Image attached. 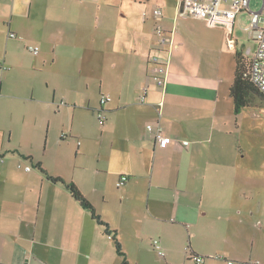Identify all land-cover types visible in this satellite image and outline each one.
<instances>
[{
	"label": "crops",
	"instance_id": "1",
	"mask_svg": "<svg viewBox=\"0 0 264 264\" xmlns=\"http://www.w3.org/2000/svg\"><path fill=\"white\" fill-rule=\"evenodd\" d=\"M35 1L0 0V264H264L255 253L264 234L248 233L264 225V201L253 198L263 192L253 182L263 169L241 150L252 112L235 113L229 95L235 54L254 51L238 45L236 21L225 61L205 21L176 16L179 0H44L62 7L44 9L31 28ZM156 25L173 40L164 89L151 79V57L166 48ZM25 48L51 66L58 57L73 62V99H60L50 82L38 96L4 89L19 79ZM101 96L111 100L101 106ZM68 108L73 167L57 149L70 145L58 118ZM157 123L165 148L146 129ZM52 178L73 183L92 209ZM204 236L220 240L204 246ZM212 248L217 260L205 257Z\"/></svg>",
	"mask_w": 264,
	"mask_h": 264
},
{
	"label": "rangeland",
	"instance_id": "2",
	"mask_svg": "<svg viewBox=\"0 0 264 264\" xmlns=\"http://www.w3.org/2000/svg\"><path fill=\"white\" fill-rule=\"evenodd\" d=\"M49 1V0H48ZM24 5L26 7L29 6V3L25 1ZM263 6V0H250L249 1V10L252 12L260 11ZM62 7L61 3L49 2L46 4L44 0H37L35 1L34 10L31 12V18L29 19V24L31 28H36L41 22L42 19L38 16H43V10L52 8L55 11ZM237 20L235 25V33L234 36L237 39L238 45L244 46L246 49L251 48L253 46L252 42L247 39L245 29L248 28L250 25V14L248 11H242L236 16ZM45 25H49V22H45ZM208 34H210L213 38H215L217 45L222 50L223 56L225 57V61L233 56L234 52H225L226 46L224 43V39L226 38V30L221 28H214V29H206ZM226 42V40H225ZM27 54L22 56L20 59L21 62L17 67V72L19 73V79H12L11 81H6L4 84V89L7 87L10 89V93L12 94H23L31 93L34 90V95H39L41 92H45L44 87L46 86V82H50L52 85L55 84L56 88L58 89V95L63 99L64 96L65 100L73 99V94L69 91L70 87L73 85V62L65 59L64 57H58L57 62L51 66V60L45 63L37 61L39 57H34L31 55L26 48L24 49ZM46 52H51V48L49 46H45L43 48ZM58 51V50H57ZM51 89V88H50ZM49 89V90H50ZM59 99V100H60ZM15 99L13 102H16ZM58 100V101H59ZM260 100L257 98L256 103H259ZM264 104V102H262ZM264 106L257 108V107H249L248 110L252 112V129L253 131H249L247 135H245V140L241 144V150L244 152H249L252 155L251 163L252 167L254 168H262V172L260 175L254 174L253 182L254 184H258L262 187L263 192L259 195L253 194L254 200L261 199L264 201V115H263V108ZM72 108L62 109L60 115H58L59 120L63 125H65L66 131V142L70 145L66 144H57L58 152L62 156H68L73 167L74 162V148L72 136L68 133L69 127V120ZM98 123V122H97ZM61 127V125H60ZM58 127V128H60ZM62 133V132H60ZM62 136V135H61ZM64 136V135H63ZM58 139V136L56 134ZM244 139V137H243ZM264 216V211H263ZM255 237H259L261 234H264V225L261 229H254L253 232H248ZM206 236L202 238V244L207 246V244L213 243L214 241L219 242L220 238H209L205 239ZM208 237V236H207ZM257 240V239H256ZM215 246V244H212ZM210 252L209 255L205 256L206 258H212L213 260H217L219 257L218 251L215 249H208ZM256 256L264 259V251H257L255 252ZM154 256H156L154 254ZM150 264H155L153 261H150ZM190 264V263H189Z\"/></svg>",
	"mask_w": 264,
	"mask_h": 264
},
{
	"label": "built area",
	"instance_id": "3",
	"mask_svg": "<svg viewBox=\"0 0 264 264\" xmlns=\"http://www.w3.org/2000/svg\"><path fill=\"white\" fill-rule=\"evenodd\" d=\"M249 1L250 0H179L176 16L203 20L206 22L207 28L209 29H225L228 44L234 47L235 38L232 32L236 16L242 11H248L250 14V25L245 29V32L247 39L254 44L248 76L251 82L258 88L259 92L264 95V0L261 10L257 12L249 10ZM161 14L160 8L154 10L155 17L161 16ZM154 34L157 36L159 46H165L166 48L163 51L165 54L163 58H160L158 55L151 57L150 62L153 66L151 79L159 89H164L169 74L170 52L173 47V40L171 37H167L164 29L160 25L155 26ZM9 37L13 38L14 34L10 33ZM27 49L34 55L38 54V48L35 46H28ZM1 69L4 70L5 67L2 66ZM109 101L110 97L103 96L101 98V104ZM143 101L144 98L142 96L141 102ZM161 106L162 101L158 103V116H160ZM97 119L99 124H103L104 115L102 111L97 112ZM146 129L154 135L155 141L160 148H165L167 146L169 140L163 135L161 126L158 123L156 125L148 124ZM2 161L3 159L0 157V162ZM20 165L21 164H18V167H20ZM30 169L29 166L25 167L26 171H30ZM125 181L126 177L122 176L118 185L124 184ZM107 238L111 240V234H108ZM152 246L158 256L164 255L157 240L152 241ZM193 260L197 263H202L204 259L201 257H193ZM227 264H234V262L227 261Z\"/></svg>",
	"mask_w": 264,
	"mask_h": 264
},
{
	"label": "trees",
	"instance_id": "4",
	"mask_svg": "<svg viewBox=\"0 0 264 264\" xmlns=\"http://www.w3.org/2000/svg\"><path fill=\"white\" fill-rule=\"evenodd\" d=\"M250 62H251V58L242 57V55L240 53L235 54V57H234V64H235L234 79H233V82L229 88V95L233 101L235 113H238L241 109H244V108H249V107H253V106L256 107L257 98H259V100H260L259 103L264 102V95L259 92L258 88L255 86L254 83L251 82V80L248 76ZM102 97L103 96H101V98ZM101 98H100V105L101 106L108 103V102H106L104 104H101ZM98 111H102V108H100L96 111V118H97V112ZM103 115H104V112H103ZM104 120H105V115H104ZM97 121H98V119H97ZM100 125H102V124H100ZM0 157L3 159V161L0 162V164H1L4 162L5 157L1 153H0ZM18 164H21L20 167H18ZM18 164H17V167L19 169H23L24 171H26L25 170L26 166H29L31 168L30 165L23 164L22 162H19ZM30 170H32V168ZM26 172H29V171H26ZM52 181L63 184L67 188V190L69 191L71 197L77 203H79V205H81V207H83L85 209H89V210L92 209L90 203L83 197V195L79 192V190L75 187V185L73 183H65L60 178H52ZM116 246H117V244H116ZM192 257H198V256L193 255ZM201 258H203V257H201Z\"/></svg>",
	"mask_w": 264,
	"mask_h": 264
}]
</instances>
